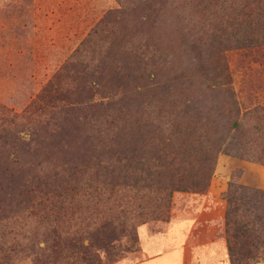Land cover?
<instances>
[{
    "label": "rangeland",
    "instance_id": "1",
    "mask_svg": "<svg viewBox=\"0 0 264 264\" xmlns=\"http://www.w3.org/2000/svg\"><path fill=\"white\" fill-rule=\"evenodd\" d=\"M261 107L264 0H0V264H264Z\"/></svg>",
    "mask_w": 264,
    "mask_h": 264
},
{
    "label": "trees",
    "instance_id": "2",
    "mask_svg": "<svg viewBox=\"0 0 264 264\" xmlns=\"http://www.w3.org/2000/svg\"><path fill=\"white\" fill-rule=\"evenodd\" d=\"M254 114L256 115V121L258 124L254 128V133H258V136L255 138V141L259 143L257 146V150L260 153L256 157V159H258L259 162L264 163V107L256 109ZM249 150L250 149H245L243 151H248L246 153H249ZM140 180H144L142 176L140 177ZM181 182H185L187 185V181H185V178H181ZM193 185L196 191L201 192L207 186V180H200L198 183ZM96 193L99 197L104 195L103 190H97ZM113 193L114 189H111L109 191V194ZM235 193H239L240 198L236 197ZM227 199L229 203L227 211V232L229 236L230 254L234 263L237 255L235 252L236 246L233 242V239L239 237L238 235L235 236V233H240V235L250 239L254 238L255 236H258V238L264 236V193H259L258 191H251L250 189L244 187H242L241 191L234 188V191L232 190L230 194H228ZM252 200H254L255 203H252ZM156 217H159V219L163 220L168 218V205H158ZM256 244L257 242L255 241L248 243L249 246H254ZM85 251L87 252V249H85ZM81 254L85 255V253L83 252Z\"/></svg>",
    "mask_w": 264,
    "mask_h": 264
}]
</instances>
